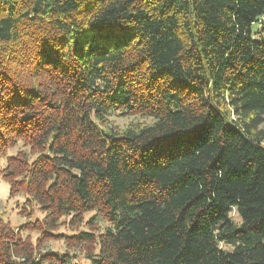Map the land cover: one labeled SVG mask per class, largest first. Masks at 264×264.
<instances>
[{
    "label": "trees",
    "instance_id": "obj_1",
    "mask_svg": "<svg viewBox=\"0 0 264 264\" xmlns=\"http://www.w3.org/2000/svg\"><path fill=\"white\" fill-rule=\"evenodd\" d=\"M262 35L264 0H0V177L44 212L0 264H264Z\"/></svg>",
    "mask_w": 264,
    "mask_h": 264
},
{
    "label": "rangeland",
    "instance_id": "obj_2",
    "mask_svg": "<svg viewBox=\"0 0 264 264\" xmlns=\"http://www.w3.org/2000/svg\"><path fill=\"white\" fill-rule=\"evenodd\" d=\"M252 28H259L258 24L253 23ZM261 38H264V35H262ZM110 119L115 122V124L119 125L120 127H125L129 123H135V122H142V123H149L151 120L149 118H142V117H133V116H119L117 114H111ZM264 125V124H263ZM264 144V140H263ZM13 152H10V154H13ZM5 164V161L0 159V168L3 167ZM8 184L4 182L0 177V218L8 221L13 227H18L28 220L34 221L36 219H42L44 216V212L36 208L34 205L31 209V212L29 215H22L19 213L20 206L23 205L24 198L20 195H17L15 197H10L8 194ZM93 215L92 212H89L85 214L84 219L85 221L88 220ZM232 219L236 222L239 221V216L233 211L231 212ZM98 226L99 230L101 231L104 226L107 225V223L101 219H97L95 222ZM80 230L86 229L84 225H81L79 227ZM57 232L63 233L66 235L75 233L76 231H72L66 224L61 225ZM23 236H28L32 241L36 239L38 236V233L35 231L31 232H23ZM44 247L52 249L53 251H57L59 253H62L66 250V246L62 240H50L47 241L44 244ZM225 248H228L225 246ZM68 253L74 254L76 257L72 258V262H76L78 264H91V261L87 258H85L84 254L81 253L77 249H70L68 250Z\"/></svg>",
    "mask_w": 264,
    "mask_h": 264
}]
</instances>
